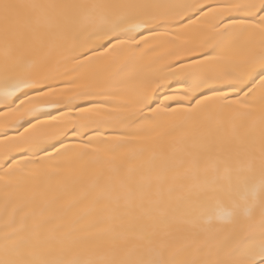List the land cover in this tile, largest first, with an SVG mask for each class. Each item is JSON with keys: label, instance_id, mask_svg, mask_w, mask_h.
<instances>
[{"label": "snow or ice", "instance_id": "snow-or-ice-1", "mask_svg": "<svg viewBox=\"0 0 264 264\" xmlns=\"http://www.w3.org/2000/svg\"><path fill=\"white\" fill-rule=\"evenodd\" d=\"M0 264H264V0H0Z\"/></svg>", "mask_w": 264, "mask_h": 264}]
</instances>
